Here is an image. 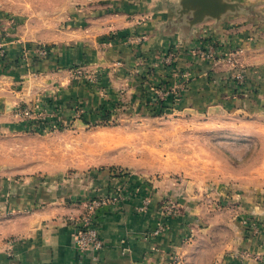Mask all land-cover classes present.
Wrapping results in <instances>:
<instances>
[{
    "label": "crops",
    "instance_id": "1",
    "mask_svg": "<svg viewBox=\"0 0 264 264\" xmlns=\"http://www.w3.org/2000/svg\"><path fill=\"white\" fill-rule=\"evenodd\" d=\"M181 1L96 0L103 4L70 7L64 29H31L25 22L24 29H9L7 38L0 40L7 45L0 78L19 85L0 90V141L3 136L12 140L9 134L37 140L47 126L40 116L36 121L16 119L10 110L17 101L43 116L53 102L57 109L52 118L62 115L65 123L77 122L73 107L80 103L89 108V121L101 116L100 105L113 109L137 103L148 110L153 94L149 87L166 79L165 71L153 66L170 47L176 48L180 69L190 72L178 109L204 111L232 103L240 108L264 106V0H225L233 9L197 22H191V12L181 13ZM199 41H212L220 52L232 53L233 62L213 63L194 52L188 55ZM38 45L50 47L49 54L35 57L33 48ZM21 51L26 61L14 63ZM82 63L100 72L98 86L71 75V67ZM234 66L256 71L248 73V85L260 87L232 95L229 76ZM6 156L24 160V174L34 172L24 156ZM35 168H41L40 162ZM12 172L0 168V264H264V228L251 233L242 223L244 216L264 222V203L255 195H243L238 210L244 214L229 218L201 201V191L194 196L173 184H149L110 169L66 178L31 173L23 178ZM119 185L125 187V198L99 215L104 246L93 260L73 247L70 218L87 199ZM166 200L174 207L162 214ZM160 223L164 228L155 233Z\"/></svg>",
    "mask_w": 264,
    "mask_h": 264
},
{
    "label": "rangeland",
    "instance_id": "2",
    "mask_svg": "<svg viewBox=\"0 0 264 264\" xmlns=\"http://www.w3.org/2000/svg\"><path fill=\"white\" fill-rule=\"evenodd\" d=\"M95 4L103 3L96 0H0V40L7 38L9 29L16 26L24 29V22L25 27L31 29H64L70 7L89 8ZM19 17L23 20H18ZM20 41L24 44V40ZM6 46L0 41V52H7ZM17 57L23 64L24 53L19 52ZM71 68V75L77 79L89 77L96 69L83 63ZM179 68L177 60L172 63L173 70ZM173 70L164 72V77L174 81ZM251 70L248 73L254 71ZM6 80L0 78V90L19 85ZM252 83L247 89L229 87L230 92L234 96L245 95L260 87V83ZM178 104L171 100L160 113L145 110L137 103L118 105L107 108L109 112L113 110L109 118L97 115V119L88 120V124L80 122L77 108L73 110V120H77L72 121L73 124L65 123L62 115L54 118L55 114L44 115L43 124L47 126L37 140L10 134L13 139L5 140L3 136L0 168L23 178L30 173L66 178L110 169L111 173L130 175L149 184H173L181 192L194 196L201 191V201L212 204L222 212V217L229 218L239 215L241 218L244 214L243 209L238 210L243 195H255L264 203V106L240 108L232 103L228 107L195 111L178 109ZM24 105L32 107L21 101L12 106L10 111L16 119L24 121V117L17 114L18 110H24ZM7 153L24 156L28 165L34 166L30 167L34 172L24 174V170H20L24 160H8ZM37 162H40L39 170L35 168ZM84 209L82 204L77 216Z\"/></svg>",
    "mask_w": 264,
    "mask_h": 264
},
{
    "label": "built area",
    "instance_id": "3",
    "mask_svg": "<svg viewBox=\"0 0 264 264\" xmlns=\"http://www.w3.org/2000/svg\"><path fill=\"white\" fill-rule=\"evenodd\" d=\"M33 52L35 53V57L41 58L45 57L50 52V47L45 45H38L33 48ZM194 55L202 61H212L213 63L219 61H227L229 63L233 62L232 53H222L219 49L216 48V45L212 41H199L197 42L196 47L193 49ZM25 54V53H24ZM3 50L0 52V57L4 56ZM177 52L175 47H170L163 52V54L159 58L158 64L156 63L154 67H157L161 70V72L165 71L166 73L170 70L172 71V63L176 62ZM24 61L25 58H24ZM175 61V62H174ZM94 73L86 77L85 80L89 82L91 85L99 84V76L100 72L97 69H94ZM175 80L170 84L166 85L161 83L163 78H157V84L151 85L149 90L153 94L151 96V103L157 102L159 100H165L167 96L172 97V101L174 103H179L182 97L184 96V92L187 89L188 80L190 76V72L188 70H173ZM248 71L246 68L240 66H234L232 73L229 76L230 86L232 88H248L247 81L250 82V76L247 75ZM247 84V85H246ZM86 106L82 107L77 104L73 107V110L77 108L78 115L83 112H86ZM57 109L56 104H48L43 111V114L54 115L55 110ZM17 114L22 115L24 119L30 121H36L35 119H39L38 116L42 117V113L40 111L34 110V108L29 106H24V110H18ZM42 121V120H38ZM38 122L34 125L38 126ZM126 195L125 187L122 185L111 188L106 194L95 196L87 199L84 202L85 211L74 218H70L73 221L74 229L72 233V242L73 247L81 252V253H89L93 260L98 259L99 253L104 246V240L99 234L98 230V219L99 215L102 213L105 207L115 206L119 204ZM144 201V206L140 207V209H144L146 206ZM174 207L173 202L170 200H166L163 202L160 211L162 214L170 213L172 208ZM242 223L249 228L253 233H257L260 229L264 228V222L260 219L251 218V217H242ZM164 228V224L160 223L157 229L154 231L155 233L160 232Z\"/></svg>",
    "mask_w": 264,
    "mask_h": 264
},
{
    "label": "water",
    "instance_id": "4",
    "mask_svg": "<svg viewBox=\"0 0 264 264\" xmlns=\"http://www.w3.org/2000/svg\"><path fill=\"white\" fill-rule=\"evenodd\" d=\"M180 5L181 13H192L191 22H197L205 16L218 17L228 9H233L225 0H182ZM193 49L194 47L188 49L187 54L193 56Z\"/></svg>",
    "mask_w": 264,
    "mask_h": 264
},
{
    "label": "trees",
    "instance_id": "5",
    "mask_svg": "<svg viewBox=\"0 0 264 264\" xmlns=\"http://www.w3.org/2000/svg\"><path fill=\"white\" fill-rule=\"evenodd\" d=\"M17 54V53H16ZM15 54V55H16ZM6 56H7V52H5V55L4 56H1L0 57V62L1 61H4L5 59H6ZM14 63H17V62H19V59H18V57H17V55L15 56V58H14V61H13ZM77 66V65H76ZM247 75L249 76V74L247 73ZM101 79H102V77H101V74H100V76H99V83H101L100 81H101ZM172 81H170V79H162L161 80V83H163V84H166V85H168V84H170ZM89 83V82H88ZM90 84V83H89ZM91 85V84H90ZM143 90H145V88H143ZM252 91H256L255 89H253ZM142 96H144V95H142ZM147 97V96H146ZM172 100V97L171 96H167V98H165V100H159V101H157V102H153V103H149V102H147L146 103V106H147V108H148V110H150V111H152V112H156V113H160V112H162V110L163 109H165V107H168V105H169V102ZM100 107V113H101V115L102 116H100V117H103V118H109V116H110V114H111V112H109L105 107H103V105H100L99 106ZM88 113H90V112H88V111H86V112H83V113H81V118L83 119V121L85 122V123H88V119L85 117V115L86 114H88Z\"/></svg>",
    "mask_w": 264,
    "mask_h": 264
}]
</instances>
